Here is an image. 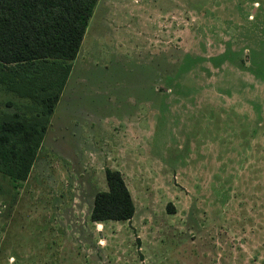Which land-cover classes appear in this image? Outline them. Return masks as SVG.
Returning a JSON list of instances; mask_svg holds the SVG:
<instances>
[{
    "label": "rangeland",
    "instance_id": "1",
    "mask_svg": "<svg viewBox=\"0 0 264 264\" xmlns=\"http://www.w3.org/2000/svg\"><path fill=\"white\" fill-rule=\"evenodd\" d=\"M15 114L46 131L0 264H264V0H100L76 60L0 63ZM107 169L131 221H91Z\"/></svg>",
    "mask_w": 264,
    "mask_h": 264
},
{
    "label": "trees",
    "instance_id": "2",
    "mask_svg": "<svg viewBox=\"0 0 264 264\" xmlns=\"http://www.w3.org/2000/svg\"><path fill=\"white\" fill-rule=\"evenodd\" d=\"M99 1L0 0V63L14 66L76 60ZM58 99L56 95L46 100L47 113L53 112ZM45 131L44 127L27 125L19 114L8 120L0 116V173L16 182L26 181ZM106 179L108 190L95 196L91 221H131L136 207L122 173L107 169Z\"/></svg>",
    "mask_w": 264,
    "mask_h": 264
}]
</instances>
